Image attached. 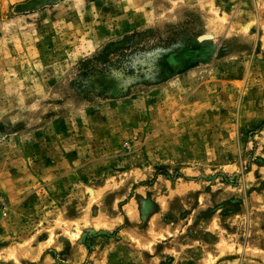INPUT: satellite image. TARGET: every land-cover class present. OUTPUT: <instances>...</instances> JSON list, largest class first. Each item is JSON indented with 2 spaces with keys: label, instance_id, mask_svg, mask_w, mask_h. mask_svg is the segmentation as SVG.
<instances>
[{
  "label": "rangeland",
  "instance_id": "374dc122",
  "mask_svg": "<svg viewBox=\"0 0 264 264\" xmlns=\"http://www.w3.org/2000/svg\"><path fill=\"white\" fill-rule=\"evenodd\" d=\"M0 198V264H264V0H0Z\"/></svg>",
  "mask_w": 264,
  "mask_h": 264
},
{
  "label": "built area",
  "instance_id": "2783aa9c",
  "mask_svg": "<svg viewBox=\"0 0 264 264\" xmlns=\"http://www.w3.org/2000/svg\"><path fill=\"white\" fill-rule=\"evenodd\" d=\"M0 201H1V198H0ZM7 216H8V215H7V213L5 212V213H4V217H7Z\"/></svg>",
  "mask_w": 264,
  "mask_h": 264
}]
</instances>
